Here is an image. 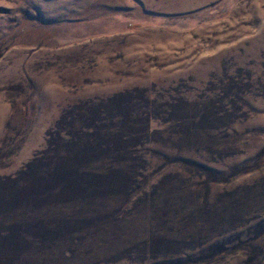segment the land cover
<instances>
[{
  "label": "rangeland",
  "instance_id": "374dc122",
  "mask_svg": "<svg viewBox=\"0 0 264 264\" xmlns=\"http://www.w3.org/2000/svg\"><path fill=\"white\" fill-rule=\"evenodd\" d=\"M0 264H264V0H0Z\"/></svg>",
  "mask_w": 264,
  "mask_h": 264
}]
</instances>
